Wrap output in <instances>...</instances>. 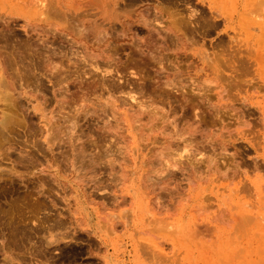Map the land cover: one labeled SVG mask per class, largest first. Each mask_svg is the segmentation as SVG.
Masks as SVG:
<instances>
[{"label": "bare ground", "instance_id": "obj_1", "mask_svg": "<svg viewBox=\"0 0 264 264\" xmlns=\"http://www.w3.org/2000/svg\"><path fill=\"white\" fill-rule=\"evenodd\" d=\"M117 4V0H0V41L3 42L0 44V72L6 74L8 70L9 73L24 74L28 71L29 75L35 69L31 61L37 62V56L43 54V58L51 60L54 55H61V67L73 71L74 78H69L71 85L75 83L77 88L74 86V89L82 93L76 103L71 99L73 97H68L74 103L66 105L68 102H64L66 106H59L58 111L55 109V115L50 112L53 121L69 122L73 131L78 127L82 133V126H86L87 131L82 135L85 139L90 138L87 140L90 141L89 148H84L82 135L76 143L66 141L70 151L63 148L65 153L70 152V168L75 167L74 172L76 168L78 172L84 170L83 175L86 172L90 175L85 183L83 180L81 188L83 184L88 187V193L90 190L86 194L89 200L86 197L85 201L92 206H87L88 214L79 209L73 211L76 227L87 232L93 230L102 244L111 245L113 251L106 250L105 256L99 258L101 264H124L126 255L129 264H213L212 255L229 248L239 251L264 247V239L260 242L264 238V101L257 99V89L261 85L264 87V74L257 73V65L260 63L264 68V58L259 62L256 58L227 59L217 57L219 55L214 52L213 56H217L212 57L202 48L190 49L189 41L186 40L187 43L183 37L188 24L185 21L182 35L176 18L177 21L169 20V25L166 23L164 27H156L151 22L154 26H147L149 40L136 38L138 43L135 44V36L126 40L118 34L121 39L112 38L113 27L108 33V27L104 31L105 24L101 23H112ZM165 13L169 16V12ZM117 15L119 18L120 14ZM216 23L208 24L213 28ZM14 27L29 42H37L28 63L24 57L17 56L20 49L16 48L20 42L14 38L17 35L13 36ZM153 34L155 38L151 39ZM167 39L174 40L171 43L176 46H173L171 56L180 53L187 59L186 64L182 62L184 65H180L182 60L174 64L175 67L180 65L174 74L163 72V65L168 61L163 64L162 57L167 54L165 50L168 52L165 48L170 47ZM149 54L157 56H152L155 60L152 64L147 62ZM12 55L17 57L13 59ZM124 55L126 60H123ZM169 55L165 57L170 59ZM34 56L36 59L31 60ZM149 63L152 69L155 66L154 71L149 69ZM151 70L153 76H150ZM98 71L101 73L99 82L94 80L96 76L93 77ZM37 74L32 78H37ZM27 75L26 78L31 77ZM23 79L25 81V77ZM12 84L0 76V94L9 88L13 91ZM49 109L47 111L52 108ZM55 127L52 128L54 133ZM57 131L60 133L59 129ZM54 143L49 150L51 160L55 161L59 151ZM60 152L62 154L63 150ZM80 152L83 154L78 156ZM101 191L104 193L100 200L92 197ZM109 199L112 207L108 206L111 204ZM89 215L95 219L94 225L89 224ZM250 253L241 259L245 260ZM256 256L253 259L256 260ZM226 257L230 264L233 259L237 260L233 258L231 263L230 256Z\"/></svg>", "mask_w": 264, "mask_h": 264}, {"label": "rangeland", "instance_id": "obj_2", "mask_svg": "<svg viewBox=\"0 0 264 264\" xmlns=\"http://www.w3.org/2000/svg\"><path fill=\"white\" fill-rule=\"evenodd\" d=\"M118 1L119 0H117L118 4L115 5V10L113 11L114 20L112 21V23L114 21L116 22H114L113 24L109 22L107 24L106 22L101 23V24H105V26L103 25L104 27H102L104 28V31L108 27L107 28V30L109 29L108 33L109 31L110 32L112 31V27L114 30H116V31L113 30L110 33L111 36H113L112 38H116L117 36V38L119 39L122 38V39L127 40L130 38L132 39L135 36L133 41H135L136 38L142 39V40L143 39L149 40L150 37H148V31H147L148 27L147 26L155 25L156 27H164L166 23H167L166 25H169L170 23L168 22L169 20L172 21L176 18L179 21V23L181 21L180 24L179 23L177 24V26H180L179 27L180 34L186 31L185 32L186 34H184L185 36L183 34L182 35L185 41L186 40L189 41L190 49L192 48L193 50L197 51L202 48L203 50H205V52H208L209 54L211 53L210 55H212V57L217 56V55L213 56V52H214L215 54L219 55L217 57H223L227 59L237 58V57L239 58L243 57L244 59L256 58L257 61L259 62L261 61L260 59L264 58L262 56L264 53V0H262L263 4L260 3L262 2L261 0H142V1L141 0H120L119 2ZM163 10H166V11H163ZM176 11H178V13L180 12V14L178 15ZM251 11H255L257 14L254 12L252 13ZM165 12H169V16H167L168 13H165ZM158 13L159 15L161 14V16H159ZM259 13H261V16ZM117 14H120L119 18H117L118 17ZM172 15H174L175 17L173 16L172 18ZM184 18H187V20H185ZM176 19L175 21H177ZM211 20L212 22H217L216 23L217 25L213 28L209 27V24H208L210 23L211 25L212 23ZM185 21H186V24H188L187 26L189 28L186 26ZM146 22H148V24L145 26ZM151 22L155 24L152 25ZM182 23H184L185 25L184 24L182 25ZM173 24L174 23L172 22V25ZM183 26L184 27L186 26V28H184L185 31H183L184 30L182 28ZM126 28H128V31ZM13 29H16V31L13 30L14 31L13 36L17 35L14 38L18 39V41L20 42L17 45V47L18 46L19 47L16 48L17 50L20 49L19 54L17 56H21L22 58L24 57L26 63H28L29 57L32 56L31 55L32 49L35 48L34 45L36 46L35 43L37 42L35 40L32 42H29L26 36L24 34H21L20 31H18V28L14 27ZM123 30H125L126 32ZM199 30H202V31H199ZM112 33L115 35H113ZM118 34L119 36L122 35L120 36L121 38L118 36ZM188 35L192 37L189 38L190 36ZM154 38H155V35L151 39H154ZM193 40L194 41L197 40L200 42H197V41L194 42ZM167 41L169 43L168 45H167ZM167 41H166V45L168 47L170 45V47L165 48V49H168V52L167 50H165L164 53H167V54L162 57L163 59L162 63L164 64L165 61L166 62L168 61L166 64L168 65L167 67L169 68L166 67V64L164 65L162 64L164 66L163 72L174 74L176 73V69L180 67V65H182L183 63L184 64L187 63V59L185 56L182 55L183 54L182 52H181L182 56H180V53H179V56L178 55L176 56L173 54L171 56V51L176 46L174 42L171 43L174 40L171 41L170 39H167ZM190 41H193V42H191L190 44ZM2 43L3 42L0 41L1 45ZM11 43H13V41ZM134 43L136 44L138 43V41ZM203 44L205 45L207 44V45L204 46ZM217 45H219L221 49L219 46L212 48ZM231 45L233 46L232 48H230ZM55 47H58V44L55 43ZM206 49H209V50H206ZM65 50L66 49H64V51ZM220 50H222L221 53L219 52ZM128 51H130V49ZM189 51L191 50L188 49V52ZM36 52L38 51L36 50ZM245 53L248 55H246ZM150 55L151 54H149V58H153V60H150L147 56V62H151L152 64L155 61L154 57L156 56V54L155 56L154 54L151 56ZM167 55L170 56V59L166 58ZM35 56L31 60H34L39 57V59L36 60L37 62L31 61V60L30 61L31 63L32 62L34 63V67L36 71L35 69L34 71L31 70V72H29L30 74L28 73L29 75H27L28 71L25 72L24 74L22 73L16 74V72L14 73L13 71L9 73L7 70V73H8L7 76H5L7 73L5 74V73L0 72V76H2L3 79L7 80L8 82L13 83L12 85L14 86L12 88L13 91L12 90L9 91L10 89L9 88L7 91L6 90L4 91V93L6 94L4 93L0 94L1 95L0 97V264H99V263L101 264L102 261L100 259L105 256L106 250H108L109 253L113 251L111 249L112 248L111 245L105 246L104 244H102L99 235L95 234L93 230H90L87 232V231H82L79 226L76 227V224H75L76 215H74L76 214L74 212L78 211V209L83 210L85 214H88L89 209H87V206H92L91 203H88V202L86 203L85 201L89 197V195H86V194H89L90 190L88 193L87 191L88 187L86 186L83 187V184H82L83 189L81 188V183H83V180L85 183V181L87 180L86 178H88L90 175L87 176L88 174L86 172V174H84L86 176H84L83 173H85V171L82 170V172L81 171L78 172V168H76L77 170L74 172L75 167L72 169V167L70 168L69 166V164H71L70 163L71 156L70 155L68 156V154L70 153L69 151L71 150V149L69 150L68 145L71 143V141H74V143H76L78 138L82 134H84L85 131H87L86 130L87 128L86 126H82V129L84 130V132L80 133L81 131L79 132L78 127L73 128L74 131L71 130L72 124L69 122L64 123L61 119H56V121L52 120V117L53 115L56 114V110L58 111L59 106L60 107L66 106L67 104L71 102L74 103L73 101L75 100H76L75 101L76 103L78 100L81 99L82 93H80L79 89H76L77 87L75 86V83L74 85L73 84L71 85L72 83L71 80L74 78L73 71L70 69H69L70 72L67 70L65 71L66 66L61 67L60 65V62H62V60L60 59L61 55L60 56L54 55L53 58H51V60L50 59L48 60L46 58L48 61L45 58H43V54L40 56H37L36 58ZM8 57H11V56H8ZM15 57L13 58V55H12L11 58L15 59ZM125 57L126 56L124 55L123 60H126ZM171 57H175V58H171ZM42 58L45 59V61L42 60ZM165 58L167 60H165ZM135 59L139 60L138 56H135ZM148 59L150 61H148ZM171 59L172 60L174 59V62H177V63L172 62ZM39 60L40 61L42 60L41 64ZM56 60L58 61V63ZM180 60H182L181 63H180ZM52 61H53V64H52ZM179 63L180 65L178 66L176 65V67L174 66V64H179ZM50 64H52L53 66ZM54 65L56 66L54 67ZM148 65L150 66L149 69H152L151 67L153 66L150 65V63ZM261 65L260 63L259 65H257V73L264 74V68H262ZM56 67H58L59 69ZM61 68L62 70H60ZM154 68L152 69L153 71H154ZM254 68L255 66H253V68L251 69L253 70ZM41 69L44 71V73ZM51 69H52L53 75L50 74L52 73L50 71ZM165 69L166 71H164ZM169 69H173V70L171 71ZM45 70H47L48 72ZM152 70H151L150 76H153ZM9 71L11 70L9 69ZM66 72H68L70 75L69 74L67 75ZM45 73L47 75L49 73L48 77H46L47 75L45 76ZM2 74H5V75H2ZM36 74L37 76L38 75L39 76L37 78L35 77L32 78V76L34 75L36 76ZM252 74L254 76V73ZM17 75L19 76L17 77ZM26 75L27 76L31 75V77H27L29 78L27 79ZM58 75H60L61 77ZM12 76L17 82L14 81ZM53 76H56V77H53ZM94 76H96L94 80L97 79L99 82L101 78V73H99L98 71L96 72L95 75L93 74V77ZM23 77H25V81ZM20 78L24 81V83L23 81L21 82ZM55 78L57 81L55 80ZM33 79L35 80V82ZM30 81L32 82L31 85H30ZM20 82L24 85L25 88ZM66 82H69V84L67 83L68 84L67 85ZM26 83H29V84H26ZM40 83L41 85H39ZM54 84L56 85V87ZM258 84L260 86V82H258ZM18 85L22 87L19 88ZM64 85H67L66 88L67 87L68 88L66 89ZM26 86L27 88L28 87L30 88V89L28 88L30 93L29 92L27 93L28 90ZM74 86L76 87L75 89H74ZM58 87L59 88L61 87L62 89L60 88L61 90L59 91ZM63 88H65L64 91H63ZM260 88L262 89V91H260L261 90ZM257 90L260 91V92L257 91V99L264 101V87L261 85L259 89ZM61 92L62 93L64 92V93L62 94ZM54 93L58 95L61 94V95L57 96ZM35 94H36V97L37 95L40 94L37 97L39 99L35 97ZM42 95L44 96V98ZM2 96H5V98H3ZM6 96H8L7 97L8 101L5 100ZM54 96H56V98ZM66 97L67 99H65ZM68 97L69 98L73 97L71 98L73 99V101H71V99H68ZM60 99L61 100L63 99V102ZM64 102L65 103L68 102V103H66L65 105ZM101 102H103V100H101ZM62 103L63 105H61ZM49 107L50 109L52 108L51 111H47ZM44 109L46 110L45 112L43 111ZM50 112L53 114L52 117L50 115L51 114ZM49 121H53V122H49ZM46 122L47 124H45ZM55 122H57L56 125L53 124ZM49 123L52 125H48ZM59 123H61L62 126L61 125L59 126ZM54 126H56L55 133L52 129ZM63 128L65 129L67 128L68 130L66 129L65 131V129ZM56 129L57 130L59 129L60 133ZM63 132H65L66 134L65 133L63 134ZM70 132H73V133L70 134ZM61 133L63 135H60ZM51 134H55V135H51ZM60 136L62 137V139ZM84 136L85 135H82L83 137L82 141L85 142L86 144L84 148L85 147L89 148L90 145L88 146L89 144L88 142L90 141H87V140H89L90 138L88 137L89 139L87 138L85 139ZM54 138H55L54 140L55 143L54 141H52V139ZM63 138H64V141H63ZM60 139L63 141L65 145L61 143ZM66 141H68L69 144ZM53 143L54 145H56L55 147L58 146L57 151H59V154H61L60 152L61 150H63L64 152V153L62 152L61 155L58 154L57 160L55 161L51 160L52 158H51L50 150H49V148H51ZM63 148L66 151L68 149L69 153L68 154L65 153ZM5 153H8V154H5ZM82 154L83 153L80 152V154L78 153V156ZM58 159L60 160L61 163L59 162ZM56 161H57L56 164H52V163H55ZM63 162L67 166H65ZM77 167H78V164H77ZM84 188L86 189L85 190L86 192L84 191L85 193L83 192ZM104 192H108V190ZM104 192L101 191V193L100 192L95 193V195L93 194L92 197H94L97 200H100L101 194ZM87 200H89V198ZM109 200H106V202L108 201L110 203L111 200L110 201ZM108 206L109 207L113 206L112 201H111V204H109ZM89 218H90L89 224L94 225L95 219H93V217L90 215H89ZM66 229L68 231H66ZM69 229H72V230H69ZM263 239L264 238H261L260 242ZM127 241L128 240L125 239L124 243L127 244ZM259 248L257 249L256 247H251V248H246V249L244 248V249H241L242 251L240 249L239 251H237L238 249L236 250V249L229 248L223 252H218L216 254H213L211 263L227 264L228 259L226 256L229 255L230 256L229 261H231V263H232L231 259L237 258V260H239V264H246L247 261L249 262V263L247 262V264H251V263L253 264L256 262L257 264H264V261H263L264 259H262L264 258V250H263L264 247H261L262 249L260 248L261 251L258 250ZM247 253H250L249 257L250 259H252V261L250 259L248 260L249 258L248 256L244 257L245 260L241 259L243 258V255H247ZM256 253L259 255H257ZM222 254H224V257ZM230 254L233 255V257ZM240 255L242 257H240ZM254 255L257 258L256 260L253 259V257L255 258ZM260 255L262 258L260 257ZM236 256H239V257H236ZM246 257H248L247 260H246ZM128 258L129 257L127 255L125 256V258H123L124 264H129ZM221 258L223 259L225 258V259L221 260ZM235 260L236 259H233V263L238 264V261L236 260V263H235ZM225 261L227 262L225 263ZM228 263L230 264V262Z\"/></svg>", "mask_w": 264, "mask_h": 264}]
</instances>
